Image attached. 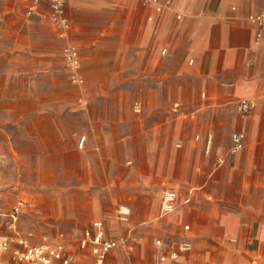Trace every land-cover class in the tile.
<instances>
[{"label": "crops", "instance_id": "0c3cea01", "mask_svg": "<svg viewBox=\"0 0 264 264\" xmlns=\"http://www.w3.org/2000/svg\"><path fill=\"white\" fill-rule=\"evenodd\" d=\"M30 1L1 4L17 95L4 100L0 133L10 135L5 126L14 123L24 137L23 146L9 144L14 183L23 163L40 199L48 185L81 189L73 207L49 190L65 220L60 227L79 228L50 240L65 242L73 264H92L78 241L102 220L105 237L128 239L108 254L113 264L119 250L129 255L143 246L138 234L146 233L154 236L149 255L128 264H264V38L256 40L248 18L264 0H159L160 10L148 0H66L63 29L44 16L47 4L29 12ZM67 44L78 48L82 84L70 80ZM242 97L257 103L248 117L237 110ZM238 130L244 145L230 153ZM166 188L177 202L162 214ZM19 197L32 201L16 196L9 204L1 195L0 205L9 210ZM124 205L130 215L120 222ZM183 239L191 249L161 263Z\"/></svg>", "mask_w": 264, "mask_h": 264}, {"label": "built area", "instance_id": "2783aa9c", "mask_svg": "<svg viewBox=\"0 0 264 264\" xmlns=\"http://www.w3.org/2000/svg\"><path fill=\"white\" fill-rule=\"evenodd\" d=\"M66 0H31L27 6L29 12H36L42 4H47L48 12L44 14L50 22L56 27L63 29L67 27L68 19L65 14ZM155 4L156 9H161L159 0H148ZM234 8V7H233ZM180 17V15H177ZM249 20L256 25L255 38L260 40L264 38V8L249 14ZM63 35V33L61 32ZM162 53L166 52V48H162ZM62 54L66 66L70 69V80L75 84L83 83V76L79 73L80 57L78 48L73 44H67L62 49ZM257 103L252 98L242 97L237 102V110L242 117H248L255 109ZM141 103L133 104V111L140 112ZM245 134L242 130L234 131L231 136L230 153H236L242 149L244 145ZM84 138L80 139L82 144ZM1 198V192H0ZM177 194L174 189L166 188L163 191L160 211L162 214L172 212L176 207ZM33 207V202L29 199L17 198L9 210H4L0 205V258L9 253V260L3 261L2 264H73L75 255L62 240L46 239L42 242L32 243L26 236H22L16 232V221L20 212L25 208ZM130 208L128 206H120L117 209V219L120 222H126L129 219ZM6 230L12 231L7 233ZM190 225L185 224L184 230H189ZM161 241L158 239L156 243ZM79 247L82 249L89 248L93 256L92 264H113L107 260L110 251L116 247L126 248L129 246L127 238L118 240L105 237L104 222L102 220H94L91 225L84 228L83 233L78 241ZM192 247L189 239H183L179 243L178 249L168 253L161 254L159 261L161 263L168 259H176L179 250L188 251Z\"/></svg>", "mask_w": 264, "mask_h": 264}, {"label": "rangeland", "instance_id": "374dc122", "mask_svg": "<svg viewBox=\"0 0 264 264\" xmlns=\"http://www.w3.org/2000/svg\"><path fill=\"white\" fill-rule=\"evenodd\" d=\"M13 0H0V119H7V113L2 109L9 107L4 100H7L10 97L16 96V82L14 78L9 75V24H8V14L4 13L1 8L3 2H10ZM24 80L20 81L22 85L21 91L24 90ZM42 89L38 88V92ZM130 95L134 98L136 96V90L130 89ZM8 122V121H7ZM6 133L10 135L6 136L5 134L0 133V192L1 195H4L7 198L8 203L10 204L16 196H27L30 197L33 201V207L29 211H26L19 215L17 222V231L19 234L28 237L32 243L42 242L46 239L55 237L60 231H69L72 232L76 229H79L77 226H72L67 229L60 227L64 223V218L60 216V207L57 203L49 198V196H56L65 200L67 204H70L73 207V199L75 194H79L81 189L78 185L66 184V185H48V189H52L54 193H50L49 190L44 195V198L40 199V193L35 192L36 189L39 190L40 186L30 184V179L28 173L25 171V164H21L22 168L20 169L18 176L20 177L19 183H14L12 177H14V168L13 164L15 154L10 152L9 144L12 143L15 145L19 144L20 146L24 145V137L20 136V130L14 125V123H8L6 126ZM17 143V144H16ZM23 155V154H22ZM66 171L71 169L72 164H63ZM66 173V172H65ZM49 180V179H47ZM72 182V179H70ZM58 192V194H57ZM33 194L37 196V199H34ZM52 194V195H51ZM57 194V195H54ZM36 200V201H35ZM41 203V212H38L36 209ZM77 205L79 204V198H76ZM7 204V206H9ZM124 234V233H123ZM143 238L144 245L129 251V255L122 253V250H119L118 264H128L127 262H133L134 260H144L150 253V243L154 236L151 233L138 234ZM166 236L175 237V234L166 233ZM134 251V252H133ZM90 263V260H89Z\"/></svg>", "mask_w": 264, "mask_h": 264}]
</instances>
